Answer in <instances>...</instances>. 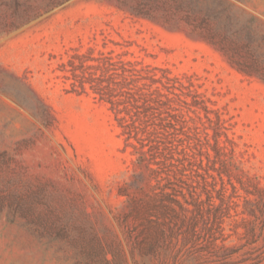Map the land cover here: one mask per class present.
<instances>
[{
  "label": "rangeland",
  "instance_id": "rangeland-1",
  "mask_svg": "<svg viewBox=\"0 0 264 264\" xmlns=\"http://www.w3.org/2000/svg\"><path fill=\"white\" fill-rule=\"evenodd\" d=\"M0 264H264V0H0Z\"/></svg>",
  "mask_w": 264,
  "mask_h": 264
},
{
  "label": "trees",
  "instance_id": "trees-1",
  "mask_svg": "<svg viewBox=\"0 0 264 264\" xmlns=\"http://www.w3.org/2000/svg\"><path fill=\"white\" fill-rule=\"evenodd\" d=\"M125 73L127 70H124ZM134 73H140V71L135 70ZM125 78L127 77L126 74H124ZM149 79L152 81V84H146V90L143 91L142 97L149 103H156L159 106H167L168 108H172L171 102L176 101L175 97H180L182 94H184L181 90V88L172 86L171 88L166 81L163 79L156 77V75L148 76ZM176 90H180L182 94H179ZM187 104H191L189 102H185ZM147 108H153L151 104H147ZM183 113L181 114V117H183Z\"/></svg>",
  "mask_w": 264,
  "mask_h": 264
}]
</instances>
